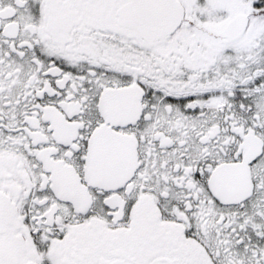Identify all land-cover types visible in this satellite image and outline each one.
<instances>
[{
	"label": "snow or ice",
	"instance_id": "6c2138e0",
	"mask_svg": "<svg viewBox=\"0 0 264 264\" xmlns=\"http://www.w3.org/2000/svg\"><path fill=\"white\" fill-rule=\"evenodd\" d=\"M0 264H264V0H0Z\"/></svg>",
	"mask_w": 264,
	"mask_h": 264
}]
</instances>
